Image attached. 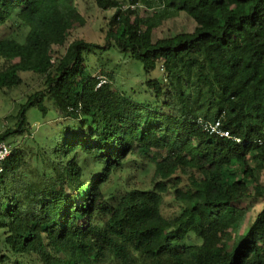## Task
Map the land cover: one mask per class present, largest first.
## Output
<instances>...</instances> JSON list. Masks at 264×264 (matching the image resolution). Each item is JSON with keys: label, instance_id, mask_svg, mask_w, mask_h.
<instances>
[{"label": "trees", "instance_id": "trees-1", "mask_svg": "<svg viewBox=\"0 0 264 264\" xmlns=\"http://www.w3.org/2000/svg\"><path fill=\"white\" fill-rule=\"evenodd\" d=\"M160 1L194 28L151 41L136 10L96 0L115 9L105 43L75 39L58 54L81 20L74 0H0V90L24 73L43 81L12 125L0 123L11 147L0 172V264H264V0ZM90 47H116L162 77L133 101L109 69L86 65ZM32 107L59 119L44 145ZM217 118L230 137L197 124ZM21 137L36 150L24 153ZM139 157L156 172L187 173L173 191L175 216L162 213L161 183L139 177L152 167ZM242 201L262 203L245 226Z\"/></svg>", "mask_w": 264, "mask_h": 264}, {"label": "rangeland", "instance_id": "rangeland-1", "mask_svg": "<svg viewBox=\"0 0 264 264\" xmlns=\"http://www.w3.org/2000/svg\"><path fill=\"white\" fill-rule=\"evenodd\" d=\"M117 1L122 8L130 3L129 0ZM74 2L81 13V20L80 22L73 23L69 28L65 42L61 46H55V51L58 54L64 53L68 44L75 39H83L101 45L104 44L105 34L109 27L108 21L115 11L114 8H100L96 0H74ZM134 10H136L139 19L146 23L143 28L146 30L147 37L151 41H155L161 37L172 36L180 31H191L195 26V22L185 12L169 10L162 5L160 0H140L134 7ZM5 29H9V31L10 29L11 31L15 30V32L18 31L17 27L13 25L11 27L9 25ZM84 54L86 56L87 66H103L109 69L114 87L125 97L133 101H139V99H143L144 101L146 97H149L147 96L148 92L146 90L147 80L161 79L162 77V71L158 66L147 74L140 61L130 57L128 53L122 52L116 47L101 51L97 48L90 47L84 51ZM23 77L24 80L20 85L11 89L4 88L0 90V123L12 125L13 119H11L10 114L17 112L18 103L23 102L29 94L39 90L43 86L42 78L38 74L24 73ZM5 116L7 117L5 118ZM27 118L32 129H35L37 126L45 129L44 133L39 135L38 142L41 145H44L43 135L50 134L49 128L56 125L57 120H59L53 119L49 115L43 119L35 107L28 110ZM16 142L19 147L25 145L22 137L17 138ZM25 146L22 147L24 153H29L30 148L36 150V148H33L34 144ZM29 162L33 164V159L31 158ZM138 163L142 166H152L146 174H141L139 177L143 178L145 185L153 186L156 183H161L159 185L164 190L162 194V213L166 217L175 216L179 210V200L173 191L175 189H185L187 173L181 170L166 172L163 170L162 172H156L153 169L155 164L150 163L146 158L139 157ZM260 179L264 181V173H262ZM247 205H251V207L244 213V226L253 221L262 207V203L259 201H242L238 203V206L241 208Z\"/></svg>", "mask_w": 264, "mask_h": 264}, {"label": "built area", "instance_id": "built-area-1", "mask_svg": "<svg viewBox=\"0 0 264 264\" xmlns=\"http://www.w3.org/2000/svg\"><path fill=\"white\" fill-rule=\"evenodd\" d=\"M136 4L137 2L129 3L123 6V8L134 9ZM106 81L107 79L105 76H100L99 81L97 83V87L105 83ZM197 124H200L203 127V129L206 130L211 135H216L219 137H230L229 130L226 128H223L222 121L220 118H217L213 121H206V120L198 119ZM236 140L239 141L240 139L236 138ZM10 151H11V147L5 141H0V172L2 171L3 163L5 159L7 158V156L9 155Z\"/></svg>", "mask_w": 264, "mask_h": 264}]
</instances>
